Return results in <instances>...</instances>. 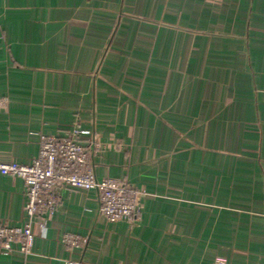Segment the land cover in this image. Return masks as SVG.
<instances>
[{
    "label": "crops",
    "instance_id": "1",
    "mask_svg": "<svg viewBox=\"0 0 264 264\" xmlns=\"http://www.w3.org/2000/svg\"><path fill=\"white\" fill-rule=\"evenodd\" d=\"M0 96V161L80 123L97 176L141 192L135 223L109 222L63 188L35 253L0 264H264V0H0ZM26 202L0 174V224Z\"/></svg>",
    "mask_w": 264,
    "mask_h": 264
},
{
    "label": "built area",
    "instance_id": "2",
    "mask_svg": "<svg viewBox=\"0 0 264 264\" xmlns=\"http://www.w3.org/2000/svg\"><path fill=\"white\" fill-rule=\"evenodd\" d=\"M7 101L6 96H0V109ZM98 147L95 128L76 123L57 135L42 133L38 154L31 163L0 161V174L20 177L27 196V221L23 225L0 224V255H11L14 244H19L18 249L25 255L35 253L34 222L40 220V234L46 235L48 221L58 213L61 190L66 187L94 190L99 211L109 222L138 220L141 192L126 178L97 176ZM62 243L69 249L80 248L88 245L89 238L68 232ZM66 263L83 264L73 259Z\"/></svg>",
    "mask_w": 264,
    "mask_h": 264
}]
</instances>
